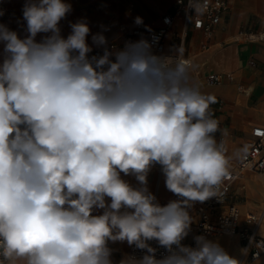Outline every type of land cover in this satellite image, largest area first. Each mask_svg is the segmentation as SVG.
Masks as SVG:
<instances>
[{"label": "clouds", "instance_id": "1", "mask_svg": "<svg viewBox=\"0 0 264 264\" xmlns=\"http://www.w3.org/2000/svg\"><path fill=\"white\" fill-rule=\"evenodd\" d=\"M71 11L25 0V36L0 24V264H113L117 241L144 250L119 264H242L203 235L182 243L188 209L218 198L229 174L215 97L180 48L170 61L147 39L110 50L96 33L103 54L90 56L85 19L61 34ZM157 164L178 197L166 205L147 186Z\"/></svg>", "mask_w": 264, "mask_h": 264}, {"label": "built area", "instance_id": "2", "mask_svg": "<svg viewBox=\"0 0 264 264\" xmlns=\"http://www.w3.org/2000/svg\"><path fill=\"white\" fill-rule=\"evenodd\" d=\"M232 0H176L173 12L167 13L161 19L157 28L150 29L144 25L128 26L124 23L118 24L119 35L116 39L108 43L110 50H117L124 46L128 41H138L147 39L153 44L152 51L154 54L169 57L172 61L176 59V48L182 49V56L193 68V62L187 58L183 51L186 45L189 31L202 32L208 39L214 28L218 26L224 14L230 10ZM136 5L129 2L128 11L133 14ZM13 12L7 6L0 7V24L2 20ZM182 17L183 29L181 32L173 33L176 21ZM172 36V40L170 37ZM239 36L249 42H264V30L261 31H242ZM155 40V42H153ZM90 45V44H89ZM92 46V45H90ZM93 52L89 55H102L103 47H93ZM225 80L234 82L236 77L232 73H211L207 76L199 77L196 84L200 91L204 87L221 86ZM242 91L243 87L240 86ZM205 94V93H204ZM216 102L210 105V112L218 120L220 131L216 133L217 141H222L225 148V154L229 160V174L220 185L219 197H212L209 200L200 203L195 202L188 209L190 216L193 218L191 224L192 236H187L182 243L187 246L195 247L194 237L203 235L207 239L218 236H237L241 247L242 264H255L264 257V205L258 210L247 211L242 214L241 209L236 203L226 204L233 193V188L238 187L239 194L237 197L248 199V184L245 179L256 178L264 175V126H252L248 135L244 137L241 143H237V137L224 130L223 123L216 117L224 107V100L217 98ZM160 176H164L160 165H155ZM157 201L161 205H166L176 197L171 193V199L167 202L159 199L158 193L155 194ZM152 247L157 248V258L165 254V249L160 247L156 241H149ZM144 250L136 249L130 246L123 254L125 256L141 257ZM3 258L0 257V260ZM7 264V262H4Z\"/></svg>", "mask_w": 264, "mask_h": 264}, {"label": "crops", "instance_id": "3", "mask_svg": "<svg viewBox=\"0 0 264 264\" xmlns=\"http://www.w3.org/2000/svg\"><path fill=\"white\" fill-rule=\"evenodd\" d=\"M80 2L83 6L82 10L72 11L69 16H66L67 27L60 23L66 36L71 32L70 23H75L83 18L87 23L92 21L94 32L102 33L109 43L118 37L119 23L135 26L137 17L142 19L140 25L150 29L157 28L162 17L174 11L176 0H141V3L134 0H80ZM129 2L136 5L133 14L128 11ZM1 24L16 31L21 37L26 35L21 29L6 23L5 19ZM90 25L88 24V26ZM182 29L183 19L180 17L175 23L173 33L181 32ZM106 30L108 33L105 32ZM261 30H264V0H232L230 10L224 14L221 23L214 28L211 36L206 39L202 32L189 31L183 51L184 55L193 62L192 83L199 77L216 72L235 75L234 82L225 80L221 86L204 87L203 92L213 95L215 99L224 100V107L216 117L223 123L225 131L233 133L237 137L238 144L248 135L252 126H264V42H249L239 36L242 31ZM40 38L38 35L37 40ZM170 40H172V36ZM87 42L98 48L92 44L91 37H87ZM2 49L3 45L0 47V52ZM240 86L243 87L242 91L239 90ZM162 179L165 177L160 176L154 196L158 193L159 199L167 202L171 199V192L162 194ZM254 179L249 178L248 180L247 178L245 182L248 185L254 184ZM239 194L241 195L238 190L234 196ZM246 196L252 197L250 202L258 204V201L254 200L250 194L249 188ZM237 199L239 198L237 197ZM245 204L237 203L240 209ZM225 236L212 238L218 240ZM212 238L209 240H213ZM237 242L240 246L239 238ZM260 260L255 264H258Z\"/></svg>", "mask_w": 264, "mask_h": 264}, {"label": "rangeland", "instance_id": "4", "mask_svg": "<svg viewBox=\"0 0 264 264\" xmlns=\"http://www.w3.org/2000/svg\"><path fill=\"white\" fill-rule=\"evenodd\" d=\"M134 1L141 3V0H134ZM65 2L70 3L72 5V11H80L83 8L80 0H65ZM24 4H25V0H0V7L7 6L13 10V12L11 14H9L6 18H4L6 23H8L9 25H11L15 28L17 27V28L21 29L24 33H26L25 32L26 21L23 20V13H22V9H23ZM70 13L67 14V16H69ZM65 22H66V18L63 19L60 23L63 26L67 27V24ZM88 24H91L89 26L90 33L88 36V37H91L93 34H96V33L94 32L95 30L92 29L93 28L92 27L93 26L92 21L88 22ZM105 32L108 33L107 30ZM61 34L65 38L67 37L66 34L64 33V31L62 30V28H61ZM1 45L2 44H0V47H1ZM150 172H151V174L147 178V181H148L147 186H148L149 191L154 195V192L157 189V185L160 181V176H159V173H158L157 168L155 166H153L151 168ZM260 177H263V176H259L258 178H260ZM249 190H250V188H249ZM235 192H238V189L236 186L233 188V193H232L231 197H229V199L227 200L226 204H231V203H236V204L237 203H243V204H245L246 202L252 203V202H250L252 197L248 196L249 197L248 199H246V197L245 198L238 197L239 199H237V196H234ZM253 199L258 201V198H255L254 196H253ZM245 205H247V204H245ZM258 205H259V202H258ZM263 205H264V203L261 205V207ZM241 209H242V206H241ZM255 209L258 210L259 208H254V210ZM247 210L251 211V209H245V211H244V208L242 209L243 213H246ZM100 212H99V214H100ZM94 214H97V213L95 212ZM188 236H192V232H190ZM233 237L237 239L236 241H238V237H236L235 235ZM109 247L113 250L112 251L113 264H119V261L123 258V254H124L123 249L118 250V245L115 246L113 242H109ZM237 259L238 260L241 259V252H240V255L238 256ZM258 264H264V258L261 259Z\"/></svg>", "mask_w": 264, "mask_h": 264}, {"label": "bare ground", "instance_id": "5", "mask_svg": "<svg viewBox=\"0 0 264 264\" xmlns=\"http://www.w3.org/2000/svg\"><path fill=\"white\" fill-rule=\"evenodd\" d=\"M150 174H151V172L148 173L147 178L150 176ZM122 176H123V174H122ZM258 177L259 176H257L254 179V184L250 183L249 184L250 186L248 185L249 186L248 188H250V194L252 196H254L255 198H258L259 205L254 204V203H248L247 205L242 206V209L244 208V211H245V209L260 208L261 205L264 203V176L260 177V178H258ZM123 178L125 180H127L128 182H130L133 186H138V182L136 181L135 177L127 176V177H123ZM156 192H157V190H156ZM161 192L163 195H165L168 192V190L165 187V179H162V181H161ZM100 211L102 212V210H97L96 213L99 214ZM242 214L245 215L246 213H243V211H242ZM262 231L264 232V229ZM212 241L219 243L220 246L223 247L224 250L230 256L238 258V256L240 255V247L238 245V242L236 241V238H234L233 236H228V237L225 236V237L219 238L218 240L213 239ZM114 245L115 246L118 245V250L123 249L124 253L127 250V248L129 247L127 242L117 241V242H114Z\"/></svg>", "mask_w": 264, "mask_h": 264}]
</instances>
